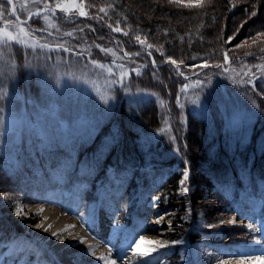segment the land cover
Wrapping results in <instances>:
<instances>
[{"label":"rangeland","instance_id":"374dc122","mask_svg":"<svg viewBox=\"0 0 264 264\" xmlns=\"http://www.w3.org/2000/svg\"><path fill=\"white\" fill-rule=\"evenodd\" d=\"M160 1L185 7L208 6L214 3V0ZM247 2L249 0H230L232 7ZM37 4V0H14L15 7L18 6L23 12L16 9L17 14L22 18V14H29L31 11L39 9L36 8ZM60 4L62 8L71 10L67 17L46 10L40 13L38 20L43 23V27L28 28L21 24L23 21L14 18L13 15L9 24L10 28H7L6 23L2 22L0 30L11 31L17 36V40L26 46L47 44L55 48L58 44H63L64 47L75 49V46H69L65 44L67 41H60L59 39L70 37L65 33L70 31L74 33L77 30L71 25L68 18L75 14L79 15V11L86 13L85 4L78 0L65 1ZM10 15L12 16V12ZM36 17L38 16L36 15ZM26 23L29 26L32 25L31 20ZM21 28L24 29L23 32L20 31ZM33 29H38L45 35L34 34ZM238 29L236 28L235 33L238 32ZM186 31L194 33L188 29ZM0 32L3 33V31ZM48 33H52V35L49 36ZM198 33L199 31L196 34ZM260 33H264V25L256 27L250 35H247L248 37L240 40H238L240 36L232 35L230 37L232 42L230 39L226 41L227 43L231 42L229 47L226 44V49L224 45V63L218 66L208 64L214 68L211 75L217 78L212 79V81L220 80L229 86L232 85L237 90L238 98L243 100L239 99L233 104H227V109L220 107L218 109L219 114L215 116V112L210 113L208 103L205 107L203 88L199 90V93H195L189 89L187 83L179 86L175 98L177 110L186 111L191 108L201 116L204 112L211 115V122L207 124V130H204L200 137L201 142L194 149L198 155L199 168L196 167L194 171L192 161L188 158L184 159V166L182 167L179 165L176 167L174 163L172 165L174 175L170 182L174 181L177 186L171 191L169 190V179L161 189L160 174L151 172L156 182L155 189H153L147 179L148 177L142 173L145 166L151 171H162L161 162L163 158L158 163L159 156L155 155L152 150H159L160 145L155 143L165 131L164 128L156 133L141 134V138L153 143L151 148L148 145L144 147L145 153L152 151L153 158L152 160L148 159L150 154H145L146 158L144 159V156L139 153H133V158L141 164L138 173L135 171V188L134 178L130 175L126 178V181L130 179L128 184L124 183L126 188L116 187L115 183L126 181L115 176V173H110L112 168L107 167L110 176L106 177L105 186L102 185L100 179L102 173L98 174L94 170H89L90 179L94 181V183L91 182V187L87 184L88 180L86 182L74 180L72 185L74 188H78L75 189V192L71 190L62 191L55 186L44 190L40 189L37 183L33 194L27 191L25 186L30 179L29 173L24 172L25 169L31 171L35 178L39 176L42 179L45 178L48 176L47 172L38 169L37 163L40 158L46 159L49 153L59 156L57 162H51L52 164L48 165L47 170L57 168L60 163L66 161L65 154L77 155L76 152L85 146L86 143L84 142L94 139L96 133L100 132L106 124V120L113 123L111 134L104 133V141L101 144H98L99 142L94 143L95 146L98 144V148L93 152L87 151L82 156L73 157V161L67 164V169L71 173L65 177L60 175L71 181L77 173L87 170L89 164L87 162L82 163L85 162L81 159L82 157H85L83 159H90V157L95 158L99 155L106 157L107 154L111 157L110 147L112 148L113 142L118 143L117 140H114L115 137L124 138L119 122L114 121L111 115L124 98L123 93L126 88L123 86L128 84L131 71L143 72L145 66L143 61H149L153 74L161 73V66L157 64L159 62L151 52L144 50L128 52V49L118 38L111 35L108 38V32L102 33V38L112 40L114 45L107 40V42H100L98 47L92 45L99 48L98 51L88 46L81 49V51L93 55L95 64L92 63L93 60L88 62L87 58L72 57L65 53L59 55L51 53L49 54L50 60L46 55L47 49L32 48L33 57H39L42 54L39 61L44 63V74H39L41 76L39 91L28 88L20 93L23 100L30 102L31 105H21L16 102L15 110L22 115L23 122L15 131H13V126L9 120L7 102H3L2 107L5 111L0 118V157H2L0 160V221L6 222L9 227L12 225V228L15 226L23 229V232L19 234L17 230L5 228L3 227L5 224L0 223V249L4 248V251L0 252V264H54V262L57 263L56 260L66 264L72 262L78 264H112L113 261L115 264H264V213L259 212L261 201L256 200L254 204H251L253 206H249L250 204L245 205V201H232L231 198L220 195L218 190H225L226 184L214 176V180L209 179L210 182L214 183L210 185L208 180L205 181L207 179L206 169L203 168L208 166V162L212 159L222 156L215 155V149L220 143L228 148V153L230 147L239 142L236 138L247 137L245 142L249 141L248 135L254 130H261L256 140L258 148L262 149L263 147L264 127L256 123L263 122L258 114L260 105L261 107L264 106V35H260ZM53 36L58 40L53 39ZM71 43L74 44L73 41ZM245 55L247 56L243 58ZM153 60L155 65L152 63ZM172 61V58L167 57L162 64L166 62L171 64ZM7 64L14 66L12 62H7ZM204 67L205 64L203 63L201 67L199 65V71ZM211 75L209 74V76ZM25 83L28 85L29 81L25 79ZM185 85L187 86L186 89ZM6 86L10 93H13V90L21 89L22 84L15 79ZM252 86H257L251 90L254 93L253 101L239 90ZM182 89L184 90L181 91ZM137 92L131 95V100L135 105L138 100ZM151 96L153 93L147 91L144 97ZM157 97L160 99L159 96ZM245 98L246 101H244ZM159 103L161 106H165L169 116L174 117V113L169 109V99H165L164 102L160 100ZM234 112L242 114L244 120L238 127L232 128L228 125ZM201 119L203 120V117ZM60 122H63V127L60 126ZM180 129L182 136H185L186 126L183 125ZM222 129L227 130L225 132L226 137L221 132ZM41 133L47 137V147L44 148H41L44 143ZM173 136L170 134L168 140L174 139ZM186 148H191V144H188L187 141L184 142V149ZM170 152L177 154L178 150L176 147H171ZM78 160H82V162L79 164ZM96 161L95 159L93 162L96 163ZM144 161H155L156 163L147 164ZM142 163H144V167ZM211 163L217 164L219 161H211ZM215 172L220 171L215 169ZM12 173L14 175L11 176ZM15 173L19 174L16 175ZM168 175L169 173H165L164 178ZM200 175H204L206 178L203 176V180L199 182L197 177ZM137 181L139 182L137 183ZM64 185L71 186L67 181L64 182ZM195 187H200L202 191L196 201L191 199ZM183 188H187L188 191L183 192ZM239 188H243V186H239ZM255 188L252 189L256 192H252L248 186L243 188L245 189L242 191L243 199H247V203L251 200L249 194L258 193L261 195L264 193V184H258ZM80 190H83L82 194H79ZM101 194L102 197L100 198ZM117 196L120 197L119 200H116ZM156 197H159V200H156ZM43 198L46 200L42 201ZM76 198L77 200H75ZM50 207L57 210L58 217L61 216L60 218L65 219L62 225L55 230L50 225L49 229L53 232L45 236L40 227L45 219L44 212ZM249 209L253 211L250 213L253 218L247 221L239 220L238 217H241V213L249 212ZM96 213L105 216L109 222L107 230L113 232L109 238L113 241L111 244L113 248L103 244L106 240L108 241V236L99 238V240L103 239L100 243L101 246H98L99 243L96 239L90 237L92 236L91 233L94 232L88 223ZM255 213H259V215L255 216ZM161 217L163 219H160ZM158 220L159 223H157ZM248 225H252V228L249 229ZM75 226L86 234L88 240L80 239L82 237L76 234L72 235L76 237L73 239L75 242L79 241L75 243L77 246L74 245L75 248L63 251V247L57 245L67 239L65 233L71 230L73 232ZM102 228H107V225H103ZM61 231L63 232L58 235L59 237L51 240L53 234ZM189 231L199 233V237L190 240ZM217 236H222L224 239L226 237L228 244L221 243ZM133 240H136L137 243H132ZM65 242L64 245L69 243ZM159 243H163L165 247L160 248ZM104 245L108 251H105ZM232 246L234 249L231 252L228 251ZM154 247L157 248V251L151 252ZM59 249L62 250L61 254H58ZM116 249L118 253L114 255ZM238 250H246L251 255L248 257L233 255ZM145 252H148L149 255H142ZM222 252H226L227 256L222 255ZM7 257L9 258L7 259ZM101 257L104 259L101 260Z\"/></svg>","mask_w":264,"mask_h":264},{"label":"trees","instance_id":"16d2710c","mask_svg":"<svg viewBox=\"0 0 264 264\" xmlns=\"http://www.w3.org/2000/svg\"><path fill=\"white\" fill-rule=\"evenodd\" d=\"M65 1L70 2L73 0H47V6L56 8V3H63ZM78 1L84 2L87 15L81 16L75 14L71 17L72 19L68 18L71 25L76 27L77 30L73 33L72 37L59 39L60 41H67L65 44L69 46L73 45L75 49H79L80 51L87 46L98 51L99 48L97 47L100 42H107L108 40L102 38V33L108 32V38L110 35L118 38L119 41L123 42L128 52L138 50L149 51L161 64L167 57L180 61H176L177 63H175L176 65H180H177L180 72L173 63H171V65L170 62H166L162 64L163 66L161 65L160 74H153V69L149 61H143L145 63L143 72L139 71L140 73H136L131 71L128 84L123 86L126 88V91L123 93L124 98H122L119 107H116L111 115L114 121L119 122L123 130L124 138L121 136L115 137L114 140H117L118 143H112V148L110 147L111 157H109L108 154L106 157H101V155H99L95 158L90 157V159H83L85 157H82L81 159L85 162L78 160L79 164L81 162H87L89 164V170H94L99 174L103 172L106 160H110L113 163L115 172L118 175H125L128 171L127 169L134 171L136 167L138 169L141 167V164L133 158V153H139L142 156L150 154L148 159L152 160L153 151L155 155L159 156L158 163L163 158L161 162L162 171H151L146 166L145 169L142 170V173L148 177L147 179L153 189H155V181L151 172L157 175L160 174V179L162 181L160 185L162 189L166 181L169 179L168 182H170L173 178L174 170L172 165L174 163L176 167L178 165L182 167L184 166V159L188 158V160L192 161L193 170L195 171V168L198 167V155L194 149L201 142L200 137L203 135L204 130H207L206 126L211 122V115H207L203 112V116H201L196 110H191V108L186 111L177 110L175 98L179 91L178 88L183 83H187L189 89L195 93H199V90L203 88L202 92L205 100V107H207L208 103L210 113L213 114L215 112V116L219 114L218 109H220V107L227 109V104H233L239 99L243 100L242 98H238L236 94L237 90L234 89L232 85L229 86L227 83L220 80L216 82L212 81V79L217 78L211 75L214 68H211L212 66L208 64H216L218 66L224 63V45L226 49L227 46L229 47V44L232 42L230 39L232 35L240 36L238 39L240 40L248 37L247 35H250L251 31L256 29V27L264 25V0H249V2L245 4L234 5L233 7L230 0H214L213 5L209 4L208 6L202 5L199 7H185L179 4L173 5L160 0ZM37 2L36 8L46 7L45 0H37ZM0 4H3L6 9L3 17H0V26L2 22L7 20L8 23L6 27L10 28V20L13 19V15H10V5L6 4L4 0H0ZM100 8H104L107 15L99 12ZM16 9L22 12L18 6ZM56 10L57 14L63 17L64 15L67 17V14L71 12L70 9L61 11V8H56ZM22 15L23 18H27L28 16V14ZM98 17H103V20H99ZM39 19L40 16L36 17L35 15L31 17L29 20H31L32 25L30 26L27 25L26 22L20 23L28 28H40L43 27V23H40L38 21ZM108 24H111L112 28L120 27L121 32L112 31V28L107 26ZM236 28H239L237 33H235ZM80 29H83V31L81 32ZM93 29H95V31H93ZM186 29L191 30V32L194 31V33H188ZM197 31H199L198 34H196ZM32 32L37 35H45V33L39 31ZM124 32H127L128 35L124 36ZM136 36H139L140 41L144 43L141 44L140 41L136 40ZM3 39V35L0 34V40ZM53 39L58 40L56 37ZM229 39L231 42L229 41V43H227L226 41ZM71 41H73L74 44H72ZM108 41L110 44H113L112 40ZM226 44L228 45L226 46ZM80 45L85 46L82 47ZM92 45H96L97 47H93ZM148 45H151V47L149 48ZM7 48L8 51L3 58L0 59V80H4L5 85L11 83L15 79L18 83L22 84L21 89L18 91L13 90V93L18 92L20 94L28 88L39 91L38 88L41 82V76L39 74H44V63L43 61H39V57L42 58V54H40L39 57H33V49L21 43L17 44L14 42L7 45ZM81 52H83V55H78L79 57L87 58L88 62L93 60L92 54L86 51ZM246 56L247 55L243 58ZM7 62H12L14 66L8 65ZM29 62L32 64L31 68L27 67ZM202 63L207 66L199 71V65L201 67ZM181 72L191 75L187 77ZM209 74L211 76H209ZM25 79L29 81L28 85L25 83ZM165 79L167 80L164 84ZM255 87L257 86L241 88L239 90L252 100L254 99V93L251 90ZM147 91L152 92L153 96L144 97ZM136 92L138 94V97L136 96L138 100L135 105L131 100V95ZM169 94L171 98V100H169L170 109H172L174 113L173 119L169 117V112L166 111L165 106H161L159 103L160 100H163V102L165 99L167 100ZM157 96H159L160 99ZM244 101H246V98ZM4 102H7V100ZM17 103L21 105H31L30 102L24 100L17 101ZM260 104L262 103L260 102ZM2 106L3 103H0V107ZM263 111L264 106L261 107L260 105L258 115L263 122L256 123L264 127ZM202 117L203 120L201 119ZM106 121L102 130L96 133L94 139L92 138L91 141L84 142L88 145L85 144L81 150L77 151V155L65 154L66 161L60 163L57 168L47 170L48 165L57 162L59 156L50 153L47 155L46 159L40 158L37 163L38 169L42 172H44V170L47 172L48 176L45 178L42 179L40 176L35 178L34 175L31 174V171H26L25 169L24 172L29 173L30 179L25 186L27 191L31 193L36 183L39 185L40 189L49 186L52 187L58 173L60 174L61 172L63 177L71 173V171L67 169V164L73 161V157L82 156L87 151L93 152V150L98 148L97 145L104 141V133L107 135L111 134L110 131L113 127V123L110 120ZM183 125L186 126L185 136H182L180 129ZM210 127H212V125H210ZM163 128L165 131L158 137L155 143L158 146L160 145L159 150H152L145 153L144 147L148 145L149 148H151L153 143L150 140L141 138V134L150 132L156 133ZM222 130L221 132L226 137L225 132L227 130ZM260 131L261 130H254L248 135V139L250 140L246 142L245 140L247 137L236 138L239 142L232 145L228 153V148L220 143L215 149V155L222 156H216L217 158L211 160L219 161V163L212 164L211 161H209L208 166L203 167L206 169L205 173L207 179L205 181L208 180V182H210V180H214L215 176V178L218 177L223 184H226L224 186L225 190H218L220 195L227 197L229 194H232L234 197H238V190H240L239 186H243V188H247L248 186L252 192H256V190L253 189H256L255 187L258 184H264V144L262 149H260L258 148L256 140L257 137H259ZM170 134L174 135L173 137L175 138L168 140ZM185 141L191 144V148L184 149ZM96 142L99 143L96 146L93 145ZM237 145H239L238 149ZM171 147H176L178 153H171ZM145 158L146 156H144V159ZM1 159L2 157H0V160ZM95 159L97 160L96 163L93 162ZM200 160L203 159L200 158ZM146 163L155 164L156 162L148 161ZM142 166L144 167V163H142ZM215 169L220 172L216 173ZM135 171H137V169ZM87 173L88 172L81 171L77 173L75 177H83L94 183V181L90 179L91 173ZM165 173H169V175L164 180ZM15 174L18 175L19 173ZM12 175L14 174H11V176ZM203 176L204 175H200V177H197L199 182L203 180ZM62 180L69 181L67 178H62ZM43 182L45 183L43 184ZM209 184L211 185L214 183L210 182ZM116 185L121 188L123 187V184ZM169 186V190L171 191L177 184L175 185L174 181H171ZM201 194V188L195 187V190L192 192V200L196 201L197 197ZM251 195H258V193H251ZM0 223L8 226L6 222L3 223V221H0ZM190 237L191 239H196L199 237V233L192 232Z\"/></svg>","mask_w":264,"mask_h":264},{"label":"snow or ice","instance_id":"6c2138e0","mask_svg":"<svg viewBox=\"0 0 264 264\" xmlns=\"http://www.w3.org/2000/svg\"><path fill=\"white\" fill-rule=\"evenodd\" d=\"M4 2L8 5H12V12L15 13L16 12V7L15 5H13V0H4ZM45 10L50 11V12H55V9L47 6V0H45ZM56 8H61V11H65V8L61 7L60 3H56ZM6 11V9L4 8L3 4H0V17H3L4 12ZM99 12L101 13H105V15H107V13L105 12L104 8H100ZM254 14V13H253ZM35 15L39 16L40 13L39 11L37 13H35ZM79 15L84 16L87 15L85 12L83 11H79ZM16 19H18V17H14ZM99 20H103V17H98ZM5 23L7 24L8 21L6 20ZM109 28H112L111 24L107 25ZM21 32L24 31L23 28L20 29ZM34 32L36 31H40L38 29H34ZM73 31H75V29H73ZM80 31L82 32L83 29H80ZM93 31H95V29H93ZM112 31L114 32H121V28L120 27H116V28H112ZM3 35L4 39L0 40V59L3 58V56L6 54V52L8 51L7 45L12 44V43H17L19 44L20 41L17 40V36L14 35L11 31H8L7 29H5L3 31V33H0ZM49 36L52 35V33H48ZM65 35L67 36H72L73 32H67L65 33ZM124 36H127L128 33L124 32L123 33ZM260 35H264V33H260ZM231 39V38H230ZM136 40L140 41V37L136 36ZM141 44H143V41H140ZM30 48H40V49H47V58H51V56L49 54L51 53H56L57 55H59L60 53H65V54H69L72 57H77L82 56L83 52H81L79 49H74V48H68V47H64L63 44H58L55 48L50 47L47 44H32V45H27ZM148 47L150 48L151 45H148ZM136 55H139V53H136ZM149 55H151V53H149ZM93 64H95L96 62L93 60L92 61ZM153 65H155V61L153 60ZM173 64H175V60L172 61ZM207 65H205L206 67ZM27 67L31 68L32 64L31 62L28 63ZM202 86V85H201ZM186 85H185V89H186ZM184 89H182L181 91H183ZM5 100H7L8 103V116H9V120L13 126V131H15L20 124L23 122L22 120V115L18 114L15 110V104L17 101H21L23 100V97L18 93H10L9 88L5 85L4 80H0V103H3ZM110 102V101H109ZM5 109L3 107H0V118H2L3 113H4ZM244 120V116L240 113H236L234 112L231 116V118L229 119V127L235 128L238 127ZM60 126L63 127V122H60ZM41 138L44 140V143L41 145V148L47 147V137H45L43 135V133L40 134ZM183 183V182H181ZM183 192H187L188 189L187 188H183L182 189ZM156 200H159V197L155 198ZM19 215V213H17ZM160 219H163V217H161ZM160 221L158 220L157 223H159ZM248 228L251 229L252 225H248ZM55 235V234H54ZM132 243H137L136 240H133ZM158 246L160 248L165 247V245L163 243H159ZM157 248H152L151 252H156ZM142 255H149L148 252L142 253ZM233 255H240V256H244V257H248L251 255L250 252L246 251V250H238L236 253H233ZM101 260H103L104 258L101 257ZM112 264H115V261L112 262Z\"/></svg>","mask_w":264,"mask_h":264},{"label":"bare ground","instance_id":"6f19581e","mask_svg":"<svg viewBox=\"0 0 264 264\" xmlns=\"http://www.w3.org/2000/svg\"><path fill=\"white\" fill-rule=\"evenodd\" d=\"M44 215H45V219H44V221H43V223H42V225H41V227H40V229L41 230H43V233H44V235L46 236L47 234H50V233H52L53 232V230H51V229H49V226L50 225H52L53 226V228H54V230H55V228H59L61 225H62V222H63V220L65 219V218H60V217H58L57 216V210H55V209H53V208H51L50 207V209L49 208H47L46 209V211L44 212ZM65 226H67L66 225V223H65ZM92 227V226H91ZM68 228V227H67ZM92 229V228H91ZM40 230V231H41ZM64 230V229H63ZM72 231V230H71ZM67 232V233H65V237H67V239H65V241H62L61 243H59V245H57V246H59V247H63V251H65V250H67V249H70V248H72L73 249V247L75 248V246H77V245H75V243H77V242H79V241H76L75 242V240H73L74 238H76V237H73L72 235H78V236H80V237H82V238H80V239H87L88 240V238H87V236H86V234H84V232H82V231H80L79 230V228L77 227V226H75L74 227V230H73V232ZM92 231L94 232V233H91V235L92 236H90V237H92L93 239H99V238H101V235H99V233L97 232V229L96 228H94L93 227V229H92ZM63 231H61V232H59V233H55V235L53 234L52 236H51V240H53V239H56V237L59 235V234H61ZM42 233V232H41ZM63 236H64V233L62 234ZM81 235H83V236H81ZM61 236V235H60ZM59 237V236H58ZM79 238V237H78ZM48 239V238H47ZM78 240V239H77ZM74 241V242H73ZM89 241H93V240H89ZM54 242H57V241H54ZM60 242V241H59ZM67 243V242H69V243H67L66 245H68V246H66V245H64L63 243ZM97 243H98V241H97ZM107 243V242H106ZM89 244V243H88ZM75 245V246H74ZM81 245V244H80ZM65 246V247H64ZM86 246V245H85ZM98 246H101V244H98ZM96 247H97V245H96ZM106 246L104 245V248H105ZM85 248V247H84ZM91 248V247H90ZM68 251V250H67ZM105 251H108L107 249L105 250ZM56 252V251H55ZM60 252H62V250L61 249H59L58 250V254H61ZM70 252V251H69ZM85 252V251H84ZM83 253V252H82ZM106 253V252H105ZM118 253V250L116 249V251H115V254L114 255H116ZM57 254V255H58ZM222 255H224V254H222ZM64 256V255H63ZM225 256V255H224ZM68 257V256H67ZM69 259V258H68ZM222 262H225V260H222Z\"/></svg>","mask_w":264,"mask_h":264},{"label":"water","instance_id":"95a60500","mask_svg":"<svg viewBox=\"0 0 264 264\" xmlns=\"http://www.w3.org/2000/svg\"><path fill=\"white\" fill-rule=\"evenodd\" d=\"M11 9H12V5H11ZM42 11H44V10H42ZM33 14V13H32Z\"/></svg>","mask_w":264,"mask_h":264}]
</instances>
